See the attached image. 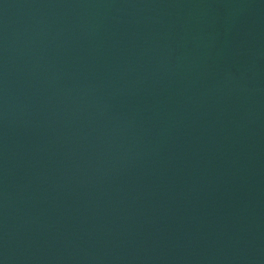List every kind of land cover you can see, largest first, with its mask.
Instances as JSON below:
<instances>
[{
  "label": "water",
  "instance_id": "water-1",
  "mask_svg": "<svg viewBox=\"0 0 264 264\" xmlns=\"http://www.w3.org/2000/svg\"><path fill=\"white\" fill-rule=\"evenodd\" d=\"M0 173L264 243V0H0Z\"/></svg>",
  "mask_w": 264,
  "mask_h": 264
}]
</instances>
